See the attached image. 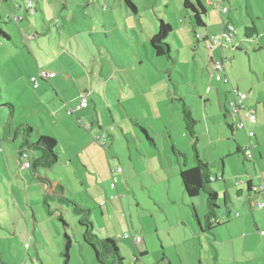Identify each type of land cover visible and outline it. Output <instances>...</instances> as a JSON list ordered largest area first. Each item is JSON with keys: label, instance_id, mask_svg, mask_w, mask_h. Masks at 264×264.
Here are the masks:
<instances>
[{"label": "rangeland", "instance_id": "374dc122", "mask_svg": "<svg viewBox=\"0 0 264 264\" xmlns=\"http://www.w3.org/2000/svg\"><path fill=\"white\" fill-rule=\"evenodd\" d=\"M26 1L28 0H9V3L3 2L4 8H1L0 2V8L2 9V13H4L5 21L8 19L6 17L10 16L14 11L18 12V17L24 18L23 22H19L20 24H15L14 21L5 24L3 23L4 19L0 18V27L12 36V42H7L0 38V264H65V259L61 253L66 249V233L69 234L72 243L69 251L70 264H99L94 250L83 241L84 228L78 222L79 217L74 215L69 207H64L67 227L60 224L63 232L61 237L63 240V250L59 249L58 236L55 241L54 233H50L51 230L46 225L39 227L40 231H37L36 235L37 242L34 241L33 231L28 225L31 214L29 215L26 212V215H24L22 213V210L25 211L27 209L25 206L26 186L23 178L19 177V174H22L20 172L22 165L18 161L17 145L21 142V139L14 140L15 129L22 124H27L33 128L31 137L33 142L40 135L43 137L56 136L60 141V145L58 146L59 151L64 153L67 148H75L76 144L81 140V134H89L77 122L78 116L83 112L76 113L75 115L77 104L86 96L88 106H90L87 111L95 113L97 106L100 114L96 129L104 136L113 134L116 135L115 137H119L120 143L117 141V149L124 151L126 140L124 137L125 133H121V126L127 130V126L130 124L133 127V124L130 119L127 118L126 122L123 118L128 117V113L141 114V108L146 103L143 94H140V97L138 94L133 96V90L143 91L147 88L150 89L155 82L157 83V81L164 79L168 81V85L170 86L169 91L172 94L175 92V86H178L180 90L179 95L183 94L184 97H187L188 101L185 102L188 104L186 105L193 109L194 120L199 122L198 130L201 141L197 143L198 149L200 150V147L205 146L206 152H211L212 149L209 147V141L206 139L207 131L205 132L203 128V119L198 114L202 110V105L207 103L204 102V98L209 93V86L213 82V65L210 61L212 58L210 55L211 50L207 48V43L204 41L200 46H197L196 32L195 34L172 32L167 41L171 50L170 59L155 55L150 47V41L142 43L143 38L141 37V33H137L136 30L131 28L133 24H140L142 27L145 24H150L154 27V24L157 25L160 16H164V20L168 23L169 16L167 15V10L170 9L172 14L177 12V3L172 2V0H139V15L134 14L136 11L132 9L127 10L124 0H107L110 2V6L107 8L105 7L106 0H46L51 5L49 6L51 8L49 15L52 13L50 16L54 17L53 22H55L57 13L60 25L64 24L61 14L65 13L64 16L68 14L79 15L83 23L88 22L89 26L93 28L97 26L98 30H104L102 28L105 24L104 22L108 25V31L112 26L111 31L107 33L110 39L105 41V48L98 47L101 44L99 42L101 41L100 35L97 36L98 43L95 44L93 37L87 34V38L84 37L81 41V50L78 47V42L80 41L73 40L71 45H69L66 40L67 38H64L60 34L61 28L56 25L57 21L52 23L51 19H49V23L46 26L42 13L40 11L32 13L30 10H27ZM31 1L34 2L35 8H38V3L43 4L45 0ZM215 2H217V6H215ZM47 3L44 2L43 4L46 14L50 9L46 6ZM250 3L255 15H251L253 18L249 17L250 12L247 5ZM206 6L209 11L207 17H204L207 25L205 28H196L194 24V30L197 32L202 31L205 34H208V32L214 34L223 25V19L228 20L233 15L240 50L230 48L225 51L226 65L228 67L233 66L236 74H240L243 78L242 83L247 87L246 93L249 98L252 91H258L264 100V0H249L248 2L245 0H224L221 6L227 8L228 13H224L222 17L219 15V0H210L208 4L206 3ZM252 20L257 23L256 25L260 24V31H258V37L247 39L244 36L246 26L243 23L245 21L247 26H249ZM181 23L183 24V20ZM36 26H38L39 31L35 33L34 28ZM43 29H45V32H43ZM95 31L97 32L96 29ZM140 31L142 32L141 29ZM31 34L33 36L37 35L38 38L41 35L42 39L30 41L29 37ZM138 34L140 37H137ZM88 39L90 40L91 48H94V52L95 49L97 51L96 57H94L95 54L91 55L90 51L86 50V47H83V42ZM38 42L43 45L44 49L37 56V50L34 47H39ZM84 49L85 52H83ZM99 50H102L104 54L101 55ZM115 50L116 55H112ZM217 52L219 55L213 58L215 60L223 59L222 54H220L221 51ZM227 58L231 59L227 60ZM92 67L95 69L94 84H96L92 89L89 88V85L86 86L83 80H80L79 85L81 90L78 89L77 91L75 89L76 83L69 80L74 84V88L58 94L52 85L55 81L53 79L55 75L50 77L51 80L49 82L43 80L40 76L43 73L44 75L52 73L65 75L66 71L72 72L75 76L81 73L87 75L88 70L92 71ZM122 67L125 70H120ZM33 78H38L39 89L34 88ZM196 82L200 84V88L196 90L195 94L198 96V99H194L192 96V86L195 87L194 83L196 84ZM98 84L103 85L99 86ZM201 97L203 100H200ZM170 99L169 97L164 105L168 109L178 111L179 113L181 103L175 99V102L178 104H172L169 108L168 106L172 103ZM7 104L11 105L14 109L12 115L10 108L5 106ZM209 108L211 109V107ZM225 113L222 110L220 114L222 119L221 133L214 129L216 133L211 137L212 139H216V141L225 140L220 143L225 157L223 162L218 159L216 164L210 167V170L215 172L217 168L222 169L225 166V173L229 176H226L227 188L224 187L222 181L211 184V187L214 189L222 186L221 196H219V202L222 207L218 211H221V209L225 211L224 196L227 190L231 193L234 205L244 206L236 197L237 184L248 179L249 173H252L253 176L254 174H261L260 171L253 172V163L248 162L242 154L236 152V142L233 140V134L228 127L234 121V118L229 116L226 119ZM82 118L91 125V121L88 118H84V116ZM181 119L179 120L181 121ZM67 120H70L74 127L71 125L70 128H67V124H70ZM120 122L123 124H120ZM140 123L144 124L143 122ZM182 125L181 121L180 128ZM137 131L141 132L138 128ZM150 134L158 145H161L162 149L159 151L162 154L164 152L168 155H165L167 161L166 167L170 169L168 159L171 157L173 168L175 167L178 170L179 167L177 168V166L179 165L177 164L179 163L171 151L172 145L167 143V137L171 134L174 137L177 136L176 128L173 133H169V131L161 128L159 132H151ZM142 137L146 139L144 135ZM91 140L93 141V138ZM107 140L110 143L109 138ZM96 144L103 151L101 143L98 142ZM189 145L190 147H188ZM189 145H187L186 149L184 148V151L190 158L187 160L188 168L195 165L192 142ZM228 145H234V149L230 153H228ZM110 149L111 146L105 151L109 153ZM58 150L56 151L59 152ZM154 154L159 155L158 151L157 153L154 152ZM117 155L119 156H110V163L112 165H120L125 169L120 154ZM22 169L25 170L24 175L26 177L32 176L31 170ZM105 169L109 171L107 165L106 168L103 166V169L100 170L101 174L98 177L100 185L103 183V187L101 186L102 189L99 188L95 192L97 197L99 193L102 195V204L110 201L111 195L109 191L111 188L115 189L117 187L122 189L124 186L122 184L124 179L122 180L123 176L121 174L116 176L117 181L114 188L112 184L114 183L115 176L105 181ZM174 172L176 171L172 170L171 174L173 176L175 175ZM43 173L45 175L46 171ZM50 174L49 179L53 180L55 173L50 171ZM152 175L153 177L148 178V186H153V188L138 194L141 200L144 199L145 205L153 204V201L149 200L151 191H156L157 196L165 194L163 191H160V189L166 188V186L161 184L164 176L153 173ZM180 179L178 172L176 184L179 187L181 186L183 192ZM71 182L74 183L73 180ZM171 182L173 188L176 190L175 179H172ZM166 184L169 186L170 183L166 181ZM174 192L178 193L177 191ZM128 196L130 195L124 194L123 201H125L126 208L122 213H115V211L106 212L105 216L101 217L100 208L94 211V217L97 220L94 229L99 237L107 238V234L110 236L114 234L117 237L116 233L121 231L123 237L129 235L133 237L140 236L144 240L146 239L148 254L144 256V252L141 251L143 243L135 245L131 239L125 238L120 241L124 264H216L215 249L212 246H215L213 243L214 238L200 231L198 226L199 220L193 216V211H191V217L193 216L190 223L191 227L188 224H181L177 227L174 226L169 232L162 230L157 234L155 225L166 219L167 215H165V212L173 224H178L180 220L178 214L181 207L178 205L169 206L170 208L163 209V211H156L153 216L154 218H152L150 217V212L145 216L141 213L140 209H136L138 207L135 199ZM17 199L21 200L22 203L18 202ZM252 199L256 200L257 197L254 196ZM200 201H202L204 207L203 211H207L204 194L200 198L194 199V202L198 203ZM39 202L40 205L37 208L41 209V205H44L43 199H39ZM195 211L200 221L204 222L202 213H198L199 211L197 210ZM231 211L232 216L237 212L235 208L231 209ZM249 214L252 219L253 214L251 212ZM140 216L144 218L145 231L141 229L136 230L140 227ZM59 221L58 219L55 222L59 224ZM122 222L130 226L131 231H129V228L126 229V226H121L120 223ZM223 226L225 224L220 227ZM123 227L126 232H123ZM169 234L172 239H167ZM42 235L45 238H42ZM43 239H46L47 242H44ZM142 250H144V247ZM37 251L40 252L39 257ZM259 261V264L264 263V259H260Z\"/></svg>", "mask_w": 264, "mask_h": 264}, {"label": "crops", "instance_id": "0c3cea01", "mask_svg": "<svg viewBox=\"0 0 264 264\" xmlns=\"http://www.w3.org/2000/svg\"><path fill=\"white\" fill-rule=\"evenodd\" d=\"M130 1L137 6L136 7L137 12H135L134 14L139 15V12H140L139 0H130ZM199 1L201 2L202 5L205 6V8L207 9V12L209 13L206 3L208 4L210 0H199ZM245 1L248 2L249 0H245ZM44 2L47 3L46 0ZM172 2L177 3V12L175 14H172L169 9L167 10L168 11L167 15L169 16L168 24L173 27L172 28L173 31L181 32V34H185V33L195 34L196 32V40L198 43L197 46H200V44L204 41L207 43L206 44L207 48L211 50L210 52V55L212 56V58L210 59L211 63L213 60H215L213 57H216L217 55H219L217 51L219 52L221 51L220 54H222V58H223L222 60L224 61V69H225L223 70L222 74H225V76L228 77L229 81L231 82V84L225 85L224 83H220L213 78L212 79L213 82H211V86H209V89H210L208 90L209 93L204 98L205 100L204 102H207V103L205 105H202V110H200V112L198 113L199 116L202 117L203 119V122H204L203 128L205 129V132L207 131L206 139H208L209 147L212 149L211 152L207 153L205 146L200 147L199 155L200 157H202V159L205 162H207L208 167L210 169L211 166L216 164L218 159H220L223 162V159L225 157L224 151L221 150V147H220V143L225 140L221 139L220 141H216V139H212L211 137L212 135L216 133L214 129H216V131H220V133L222 131L221 130V127H222L221 120L222 119H221L220 114L222 113V110L226 111V105H228V101L232 98V94L230 93V90H232L231 87H238L240 91L244 92L246 95H247L246 93L247 87H245L244 84L242 83L243 78L240 76V74H236V72L234 71V67L233 66L228 67L226 65V59H225L224 53L225 51L230 49L232 46L227 49L226 48L225 49H217V48L212 49L210 46V41L205 40V37L214 38V37L220 36L222 33V30H224V22H223V25L219 29H217L214 34H212L211 32H208V34H205L202 31L197 32L196 30H194L195 26L193 24V21L189 18L190 15L186 14V11L183 8V0H172ZM124 3L126 6V9L129 10L130 8L127 6L126 0H124ZM43 4L38 3V8L36 7L34 12L40 11L42 13V18L45 21L46 26L49 23V19H51L52 23H55L57 21L56 25L59 28H61L60 34L61 36H64V38H67L66 40L69 43V45H71V42L73 40L80 41L78 42V47L81 50L82 48L81 41L84 39V37L87 38L88 36L87 34H90V36L93 37L94 39L93 41L95 42V44L98 43L97 36L100 35L101 41L99 42L101 44L98 47L99 48L106 47L105 41L110 39L107 33L111 31L112 29L111 25H110L111 29H109L108 31V27H107L108 25L106 24V22H104L105 24L102 27L104 30L102 29L98 30L97 26L93 28L89 26L90 24L88 22L83 23L79 15L77 14L69 15L68 13H67L68 14L67 16H64L65 13L61 14V18L63 19L64 24L60 25L59 16L57 15V13H56L55 22H53L54 17L50 16L52 13L49 15V11H51V8L49 6L51 5L49 3L46 4V6L50 8L48 10V13L46 14V10L43 9L44 8ZM105 4H106L105 5L106 8L110 6V2L107 0ZM221 4L222 3L219 0V8H221ZM3 5L4 4L1 2V8H4ZM215 6H217V2H215ZM247 6L250 12L249 17L253 18L252 16H255V15L253 13L252 4L250 3ZM1 8H0V12L3 16V19H5L4 13H2ZM27 10H30V9L27 8ZM219 12L221 13V9H219ZM12 15H15V17L19 19V22L24 21L23 17L21 16L18 17L19 16L18 12L14 11ZM206 17H207V14H206ZM160 19L164 20L165 17L160 16L159 20ZM159 20H158V23H159ZM182 20H183V24L181 23ZM226 21L227 23L233 24L236 27L235 19L233 15H231ZM5 22L6 21L4 20L3 23ZM158 23L157 25L154 24V27L151 26L150 24L149 25L145 24L142 27L140 26V24L134 23L131 28L133 30H136L137 33L138 32L141 33V37L143 38L142 43L144 44L145 42H149L150 38H152L155 35L156 27L158 26ZM243 24L244 26H247L245 21ZM188 25L189 27H187ZM257 28L260 31V24L257 25ZM95 29L97 30V32L95 31ZM140 29L142 30V32L140 31ZM2 30L6 32V30L4 29ZM37 31H39L38 26L34 28V32L36 33ZM43 32H45V29H43ZM8 35L11 36L10 34ZM32 36L33 34H31L29 37L30 41L32 40L37 41V40L42 39L41 35H39L40 36L39 38L37 35H35L37 36L36 39L35 38L31 39ZM137 37H140V35L138 34ZM131 40H134V39H131ZM38 46L39 47H36V46L34 47V49L37 50V54H36L37 56L41 54V51L44 49L43 45L39 44V42H38ZM83 47H86V50L90 51L91 55L95 54L94 57L97 56V51L95 49V52H94L93 50L94 48H91L92 46H91L89 39L83 42ZM238 48H240L239 44L237 45L236 50ZM83 52H85V49ZM99 52L101 55L104 54L102 50H99ZM112 55H116V50L112 53ZM230 59L231 58H227V60H230ZM93 67H92V71L88 70L87 75L81 73L80 75L75 76L70 71L68 72L66 71L65 75H60L57 73L55 74L53 78L55 81L53 82L52 85L57 90L58 94H62L61 93L62 91L65 92V91H68V89L74 88V84H72L69 80L76 83L75 89L77 91L78 89H80V85H79L80 80H83L86 86L89 85V88L92 89L94 88V86H96V84H94L95 69ZM120 70H125V68L122 67L120 68ZM40 76H42V74ZM239 76L241 79L240 78L237 79V77ZM43 80H46L47 82H49V80L51 79H50V76H47ZM157 83L155 82L150 89L147 88L143 91L133 90L132 92L133 96L138 94V96L140 97V94H143L146 100V103H144L143 107L141 108L142 109L140 111L141 114L128 113V117L123 118V120L126 122H127V118L130 119L131 123L133 124V127H131L129 124V126H127V130L120 125L121 133L122 134L125 133L124 137L126 140L125 142L126 147L124 151H120L117 149V146H118L117 141L118 143H120L119 137L117 138L115 137L116 135H113V134H107V136H104L102 133H100L96 129L97 122H99V118H100V114L98 112L97 106L96 108L94 107L95 113H93L91 111L89 112L87 111L89 110L90 106H88L86 109H79L78 108L79 103H78L76 106L77 111L75 112V115L76 113L78 114L79 112H83V113L82 114L80 113V116H78L79 118H77V120L81 119L84 123H87L83 120L82 117L84 116V118H88V120L91 121V126L93 127V129H91L88 132L89 134H81V140L76 144L77 146L75 148H67L64 151V153L59 151L57 148V150L59 151L57 152L58 157H59L57 165H55L52 169L40 170L41 177L43 178L47 177L49 179V176L51 175L50 171L51 172L53 171L55 173L53 180L50 179L51 181L50 188L41 184L39 181H36L33 175L30 176L29 178L24 175L25 170L22 169L24 168L23 166L24 162L20 160L21 158L19 155V144H21V142L17 145L18 146V156H19L18 161L22 165L20 169L21 170L20 172L22 174H19L20 175L19 177L23 178V180L25 181V186H26V189H25L26 205L25 206L27 209H25V211L22 210V213L26 215V212H27V214L29 215L31 214L32 216V218L30 216L28 225L31 227V230L33 231L32 233H33L34 241L37 242L36 235H37V231H40L39 227H43V225H46V226H49V230H51L50 233H54L55 241L58 236L59 249L63 250V240L61 238L63 232L61 230V225H60L61 223L58 222L59 224H57L55 221L59 219V216H61L62 219L66 220L65 208L62 207L61 210L56 211L52 215H48L46 213L43 205H41V209L37 208V206L40 205L39 199H43L44 201V196L46 194H51L52 192H54L58 185H61L65 188L64 193L70 196L71 199H73L75 202H77L78 204L85 207V209H88L90 211V218H91V221L94 227L96 226V222H97V220L94 217L95 209L100 208L101 217H104L106 212H113V211H115V213L124 212L126 208L125 201H123L124 194L130 195L128 197H133L138 207L136 209H140L141 213L145 216H147V214H149L148 212H150V217L152 218H154L153 216L156 211H159V210L163 211V209L170 208L169 206L178 205L181 207L179 210V214H178L180 216V220L178 221V224L177 225L173 224L172 221L168 219L167 217L168 214H166L165 212V215H167L166 219L155 225L157 234L160 233L162 230L169 232L171 228H173L174 226L175 227L180 226L181 224H188V226H190L191 218L193 216H195L199 220L198 222L199 229H200V226L201 227L206 226V223H205L206 211H203L204 207L202 205V201L198 203L194 202V199H191L188 196H186L187 194L185 193L184 188L182 192L181 186L179 187L176 184V179H178V172L180 174V170H181V167L179 165L180 162L178 161L179 164L177 165L179 166H177V168L178 167L179 168L177 170L175 167L173 168V165H172L173 161H171L170 159L171 157H169L168 162H170V169H168L166 167V164H167V161L165 159L166 154L164 152L162 154V152L159 151L160 149H162L160 147L161 145L159 146L156 140L150 134L151 132H159L161 128H163V130L169 131V133L170 132L173 133L174 129L176 128L177 136L174 137L172 134L169 137L166 136L168 140L167 143L172 146L174 145L177 151L185 155L187 160H189L190 159L189 155H187V153L184 150L187 148V145H189L191 141L186 136V133L183 129V125L180 128V125H181V121L179 120L181 119L180 111L178 113V111L170 110L164 105V103L169 99V97L171 98L170 101L172 102L170 103L169 106L167 105L169 108L172 104L174 105L178 104L175 102V99L179 101V98H182L186 102L188 101V99L187 97H184L182 93H181L182 95H179L180 90L178 86H175V89H174L175 92L172 94V92L169 91L170 86L168 85L167 80L161 79L157 81ZM98 85L101 86L103 84H98ZM194 85L195 87L192 86V96L194 99H198L197 98L198 96L195 94H196V90L200 88V84L196 82V84L194 83ZM36 89H39V84L36 87ZM250 95H251L250 98L249 96H247L248 108L254 109V111L256 112L258 121H259L257 122V125L254 127L256 137L252 139L251 141H248L246 137L247 136L246 131H239L238 129H234L233 140L236 142L235 144H236L237 151L240 150L239 152L243 156H244L243 151H245L246 145L252 143L255 146L254 152H253L254 157L250 160H247L245 156L244 158L248 162L253 163L252 164L253 172L260 171L261 174H254L253 176L252 173L251 174L249 173L248 179H245L243 182H240L239 184H237L238 188L236 189V192H237L236 197L238 200H240V202L243 203L244 206L240 207L236 204L234 205L231 199V193L227 190L228 192V195H227V192H225L224 207H225L226 212L223 211V209L217 212V220H219V222L222 225L225 224V226L223 227L219 226L217 228H214L211 233L206 232L205 230L202 231L200 229L201 232H205V234L211 235L214 238L213 243L215 244V246L214 245L212 246L215 249L216 264H259L260 263L259 260L264 259V238H263L264 236L261 235V232L264 231V207L263 208H258L257 206L254 207L259 202H264V100L259 95L258 91L256 92L252 91ZM200 100H203V98L201 97ZM68 102H71V101H68ZM209 107H211V109ZM191 110L193 112V109ZM122 116L124 117L123 114ZM225 116H226V113H225ZM238 119H239L238 117L236 118V120L234 119L231 125L234 126L235 121H237ZM67 122H70V124H67V128H70L72 125L71 124L72 122L70 120H67ZM140 122H143L144 124L142 125ZM120 124H123V123L120 122ZM198 124H197V129H198ZM72 127L74 126L72 125ZM116 127H117V124H116ZM137 128L142 132V133L140 132L141 134L137 131ZM142 129L146 131L147 137L152 139L154 144L149 143L146 137H145L146 139L142 137L143 135ZM248 129H249V126L247 130ZM129 133H130V137H129ZM241 133H244V134H241ZM198 137H199V141H201L200 135H198ZM53 138L57 139L58 146H59L60 145L59 139L56 136ZM91 138H93L94 142L91 140ZM108 138H109L110 143H108V140H107ZM95 141L96 143L106 142L108 145L106 149H108L111 146L109 153L105 151L106 149L103 148L102 143L100 145L102 146L103 151L99 148V145L96 144ZM188 147H190V145ZM228 148H229L228 153H230V151L234 149V145H228ZM157 151L159 155L154 154V152L157 153ZM117 154H120L121 159L123 160L122 163L124 164L125 169H123L120 165H116V164L112 165L110 163L111 162L110 156H113V157L119 156ZM30 155L32 159V158H35L37 154L34 152H31ZM106 165L109 167V171H106L105 169V172H106L105 181H108L113 176L120 175V174L116 175L115 169L122 168L123 171L121 175L123 176L122 180L124 179V181H122V184H124V186L122 189L116 187L115 188L116 190L111 188L109 191V194L111 195L109 198L110 201L107 203L104 202L102 204V201H101L102 195L99 193L97 197L95 192L97 189L99 188L102 189L103 187V183L100 185V181L98 177L101 174L100 170L103 169V166L106 168ZM172 170L176 171L174 172L175 174L174 176L173 174H171ZM45 171L46 173L44 175L43 172ZM152 173L164 176V178L161 180V184L166 186V188L160 189V191L161 192L163 191L165 194H162V195L159 194L157 196L156 191H151L149 194V200L153 201V204L145 205L144 199L141 200L138 194L142 191H145V190L147 191L153 188V186H148L149 185L148 178L153 177ZM210 173H211V178H216L218 181H222L224 183V187L227 188V184H226L227 175L225 173V166L222 167V169L217 168L215 172L210 170ZM172 179H175L174 184L177 185L176 190L172 186V182H171ZM71 180H73L74 183L71 182ZM166 181L170 183L169 186L166 184ZM214 182H217V181H214ZM251 188L252 189L259 188V190L257 191L258 194H256V197H257L256 200L252 199L253 197L252 195L254 194H252L250 190ZM174 191H177L178 193ZM216 191L218 192L219 196H221L222 186H219L216 189ZM200 196H203V195H200ZM200 196L196 198H200ZM17 201L22 203V201L19 199H17ZM252 202L255 203L254 206H252ZM51 206L54 209H57V205L52 204ZM220 207H222L221 204H220ZM233 208H235L237 211L235 212L234 216L231 215L232 214L231 209ZM195 210L199 211L198 213H202V216L204 217V222L202 221L203 223L198 218ZM191 211L194 212L192 217H191ZM249 212L253 214L252 219H251ZM143 219L144 218L142 216L140 219L141 223H139L140 227L136 230L141 229L145 231V225H144L145 222ZM120 224L121 226H126V229L129 228V231H131L130 226L123 224V222ZM123 232H126L125 228ZM65 236H68L69 238L68 233H66ZM116 236L117 237H115L114 234L113 236H110L109 234H107V238H111L116 241L117 245L120 248V251L122 248L120 241L125 238V239H131V241L135 245L143 243V245L141 246L142 248L144 247V250H142L141 248V251L144 252L143 256L145 254H148V245H147L146 239L144 240V238H141V241L139 243H136L134 239L137 237H133V236L126 237L127 235L123 237L121 234V231L117 232ZM170 237L171 236L169 234V237H167V239ZM42 238H45V237L42 235ZM43 240L44 242L46 241V239H43ZM71 246H72V243H71ZM37 254L39 257L40 252L37 251Z\"/></svg>", "mask_w": 264, "mask_h": 264}, {"label": "trees", "instance_id": "16d2710c", "mask_svg": "<svg viewBox=\"0 0 264 264\" xmlns=\"http://www.w3.org/2000/svg\"><path fill=\"white\" fill-rule=\"evenodd\" d=\"M224 0H220L222 3ZM3 3H9V0H1ZM27 3V1H26ZM127 6L137 12L136 5L133 4L130 0H126ZM183 8L186 11V14L190 15V19L193 21V24H195L196 28H205L206 27V22L204 17L206 14H208L207 9L205 8L204 5L201 4L199 0H183ZM221 13L220 16L222 17L223 13H228L223 12L222 9L223 7L221 6ZM0 18H3L1 12H0ZM5 24H8L12 21L15 22V24L19 23V19L15 17V15L10 14V16L7 17ZM5 20V19H4ZM224 22V30H222V33L220 36L211 38V37H205V40L210 41V46L212 49L217 48V49H227L229 47L237 48V28L230 23H227L226 20L223 19ZM230 27L234 28L235 32V41L231 45H225V46H215V40L219 39L222 37V34L225 31H228ZM173 27L166 23L165 20L160 19L159 20V25L156 27V32L155 35L150 38V47L153 50L154 54L159 56V57H165L167 59L171 58V50L168 42V38L171 36L173 32ZM258 28L256 25L255 21H251L249 26L245 27L244 30V36L247 39H254L258 37ZM0 38L3 39L4 41L7 42H12L11 36H9L6 32H4L0 28ZM36 39V36L31 37ZM201 41V39H200ZM237 50H240L238 48ZM217 62H221L224 65V61L221 60H213L212 65H213V78L216 79V76L219 75V71L216 70L215 66ZM225 70V69H224ZM225 76V74H224ZM43 79L44 75L42 74ZM226 77V76H225ZM228 78V77H226ZM38 79V78H37ZM229 80V79H228ZM220 83H224L223 81H218ZM225 84V83H224ZM228 84H231L229 81ZM227 85V84H225ZM236 88L237 92H240L246 96L243 107L245 110H253L251 108H248L247 105V95L244 92H241L238 87H231L233 90ZM210 90V89H209ZM230 90V93L232 94V98L228 101V105H226V116L225 118L227 119L229 116L233 117L235 120L238 117L239 119L235 121L234 126L233 125H228L230 128L232 134L234 133V129H238L239 131H246L247 134V139L248 141H251L256 137V133L254 130V127L257 125V123L254 124H249L245 123L243 128H238L237 122L240 121V118L242 117V113H237L234 114L232 109H231V103L236 100V94ZM86 97V96H85ZM87 99V97H86ZM179 103H181V109H180V114H181V121L183 124L184 131L186 133V136L191 140L192 142V152L195 158V165L194 167H187V158L185 155L181 154L180 152L177 151L176 147L173 145L171 151L173 152L174 156H176L177 160L180 162V180L182 183V186L185 190V193L191 199H195L196 197L203 195L205 196L206 199V206H207V211L205 215V223L206 226L201 227L200 229L202 231H206L211 233L214 228H217L219 226H222V224L217 220V211L220 208V202H219V194L216 191V189L211 187V184L214 181H218L216 178H211V173L210 169L208 167L207 162H205L199 155V149H198V129H197V124L198 122L195 121L194 115L192 110L187 107L186 102L182 99L179 98ZM80 104V103H79ZM6 107H9L11 110V115L14 113V109L12 108L11 105L7 104L5 105ZM87 107H88V99H87ZM86 107V108H87ZM84 108V109H86ZM255 116L257 118L256 112L254 111ZM258 120V118H257ZM78 124L80 127L84 128L87 132H89L92 129V126L90 124L84 123L81 119L77 120ZM259 122V121H258ZM249 126V129L247 130ZM33 128L27 124H22L20 125L17 129H15L14 132V140L16 139H21V144H19V155H20V160L24 162V158L22 157L23 152L26 151L29 154V162H30V169L32 171V175L34 176V179L36 181H39L41 184L51 187V181L47 177H41L40 170H48L52 169L55 165H57L59 157L57 154V148H58V142L56 138L53 137H43L42 135L39 136V138L36 141H32L31 137L33 134ZM143 135L147 138V141L149 143H153V140L147 137L146 131L143 130ZM253 132L254 136H250V133ZM103 148L108 147L106 142H101ZM247 147H251L253 152L255 146L250 143L246 145L245 151ZM240 151V150H239ZM237 151L238 153H240ZM243 151V154L244 152ZM34 152L36 153V157L31 159L30 153ZM245 156V155H244ZM254 156V154H253ZM246 158V157H245ZM247 160H250L247 158ZM250 188V187H249ZM252 192V188L250 189ZM65 188L61 185H58L56 190L52 192L51 194H46L44 196V208L45 211L48 215L54 214L56 211L61 210L62 207H69L71 212L79 217V224L84 228V234H83V241L86 243L88 246H90L94 250L95 257L98 261L99 264H124V257L121 255V251L119 246L117 245L116 241L111 238H101L99 235L96 234V231L94 229L93 223L90 218V211L88 209H85L82 205L78 204L75 202L73 199L70 198L67 194L64 193ZM253 197L258 194V192H252ZM52 202H54L55 205H57V209H54L51 205ZM254 202H252V206H254ZM256 207V205L254 206ZM59 222L66 227L65 220L59 216ZM66 238V249L63 251L62 256L65 259V264H70V256H69V251L71 248V242L68 238V236H65Z\"/></svg>", "mask_w": 264, "mask_h": 264}, {"label": "built area", "instance_id": "2783aa9c", "mask_svg": "<svg viewBox=\"0 0 264 264\" xmlns=\"http://www.w3.org/2000/svg\"><path fill=\"white\" fill-rule=\"evenodd\" d=\"M27 6H28V9L31 10V12H34V2H32L31 0H28L27 1ZM223 12H227V8H223L222 9ZM235 32H234V28L233 27H230L228 31H225L223 34H222V37L219 38V39H216L215 40V46H225V45H231L234 43L235 41ZM216 70L219 71V75L216 76V79L218 81H223L225 84H228L229 83V80L228 78H226L224 76V74H222L223 70H224V65L221 63V62H217L216 63V66H215ZM44 75V74H43ZM55 75L54 73L50 74V75H44V77H47V76H53ZM32 82L34 83V87L36 88L39 84V81L37 78H33L32 79ZM235 94H236V100L234 102L231 103V109L233 111L234 114H237V113H242V117L240 118V121L237 122V126L238 128H243V126L245 125V123H249V124H256L258 122L256 116H255V113L253 110H245L244 109V100L246 98V96L240 92H237L239 90H237L236 88H234L232 90ZM87 107V99L86 97H83L82 101H80V104L78 106L79 109H84ZM71 112V111H70ZM250 136H254L253 132L250 133ZM244 155L246 158L248 159H252L254 156H253V150L251 147H247L246 151L244 152ZM22 157L24 158V168L25 169H30V162H29V154L28 152L24 151L23 152V155ZM122 168H117L115 169V173L116 175L117 174H121L122 173ZM116 176L114 177V183L112 184V186L114 187L115 186V183H116ZM259 190V188H253L252 189V192H257ZM258 208H263L264 207V202H259L257 205H256ZM261 235L264 236V231L261 232ZM126 237H129V235H127ZM134 241L136 243H139L141 241V237H137L134 239Z\"/></svg>", "mask_w": 264, "mask_h": 264}]
</instances>
